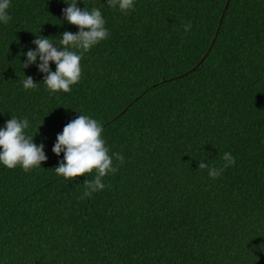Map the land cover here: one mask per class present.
Masks as SVG:
<instances>
[{"label": "trees", "instance_id": "trees-1", "mask_svg": "<svg viewBox=\"0 0 264 264\" xmlns=\"http://www.w3.org/2000/svg\"><path fill=\"white\" fill-rule=\"evenodd\" d=\"M85 5L110 36L83 55L69 93L50 94L36 64L22 67L36 35L60 46L79 31L63 18L69 5L11 0L0 23V128L27 117L48 157L29 172L0 164V264H264V0H135L127 15ZM80 114L125 157L84 199L95 171L65 180L52 151ZM225 152L236 163L218 179L199 170L221 167Z\"/></svg>", "mask_w": 264, "mask_h": 264}, {"label": "clouds", "instance_id": "clouds-1", "mask_svg": "<svg viewBox=\"0 0 264 264\" xmlns=\"http://www.w3.org/2000/svg\"><path fill=\"white\" fill-rule=\"evenodd\" d=\"M63 2L69 5L62 9L64 20L77 26L79 31L77 33L65 31L59 39L60 46L54 44L52 37L45 38L35 34L36 38L32 43L36 48L27 51L26 60L22 64L23 68L36 64L39 72L45 74L43 83L50 94L71 92L72 86L78 84L82 78L83 55L110 36L99 8L93 7L89 10L85 5L81 10L77 7V0H70V2L63 0ZM10 5L11 0H0V23L4 25L12 20L11 15L8 14ZM107 5L125 15L135 10V0H107ZM183 27L185 33L189 32L192 27L191 21ZM38 57L39 64H37ZM50 62L55 63V71L51 70ZM21 83L26 91L36 89L38 84L31 76H25ZM28 128L27 117L18 119L15 116H12L6 121L5 126L0 128V164L9 170L20 167L23 171L29 172L41 167L42 162L48 159L43 143L37 145L34 143V136L26 134L25 130ZM38 131L39 128L37 133ZM52 151L56 156L63 153V160L54 167V170L57 176L65 180L73 181L95 171L93 180L85 179L81 199L90 198L93 193L103 191L107 187L102 182L103 178L118 171V167L113 166V157L121 165L125 162L122 153L109 154L110 149L106 146L103 137L102 124L85 114L78 115L64 126L62 133L56 137ZM221 160L224 163L219 168L210 167L204 160L198 162V168L199 170L207 169L211 179H218L229 166H234L236 163L235 157L230 152L223 153Z\"/></svg>", "mask_w": 264, "mask_h": 264}, {"label": "water", "instance_id": "water-1", "mask_svg": "<svg viewBox=\"0 0 264 264\" xmlns=\"http://www.w3.org/2000/svg\"><path fill=\"white\" fill-rule=\"evenodd\" d=\"M228 4V3H227Z\"/></svg>", "mask_w": 264, "mask_h": 264}]
</instances>
